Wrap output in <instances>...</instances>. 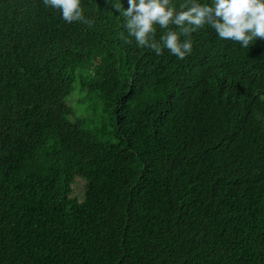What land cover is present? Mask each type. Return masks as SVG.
<instances>
[{
  "label": "trees",
  "instance_id": "obj_1",
  "mask_svg": "<svg viewBox=\"0 0 264 264\" xmlns=\"http://www.w3.org/2000/svg\"><path fill=\"white\" fill-rule=\"evenodd\" d=\"M114 2L81 0L89 28L0 0V264H264V40L157 55ZM77 76L115 142L72 118Z\"/></svg>",
  "mask_w": 264,
  "mask_h": 264
},
{
  "label": "clouds",
  "instance_id": "obj_2",
  "mask_svg": "<svg viewBox=\"0 0 264 264\" xmlns=\"http://www.w3.org/2000/svg\"><path fill=\"white\" fill-rule=\"evenodd\" d=\"M45 7L59 10L66 23L80 22L89 28L94 20L84 16L81 0H43ZM112 9L123 18V31L118 38L125 44L134 38L139 47H147L157 55L167 49L183 60L192 52L193 32L209 25L221 40H231L248 48L255 40H264V0H212L201 4L198 0H183L175 6L172 0H127V7L115 0ZM156 25L164 29L159 41L155 39ZM178 28V31L173 29Z\"/></svg>",
  "mask_w": 264,
  "mask_h": 264
},
{
  "label": "rangeland",
  "instance_id": "obj_3",
  "mask_svg": "<svg viewBox=\"0 0 264 264\" xmlns=\"http://www.w3.org/2000/svg\"><path fill=\"white\" fill-rule=\"evenodd\" d=\"M67 104L73 109L72 118L83 119L87 125L97 132L99 137L105 142H115L113 119L111 112L105 108L99 95L82 87L81 78L76 77L74 90L66 99ZM133 111H130L132 114ZM72 197L83 202L85 197L86 182L78 177H74L72 186Z\"/></svg>",
  "mask_w": 264,
  "mask_h": 264
}]
</instances>
